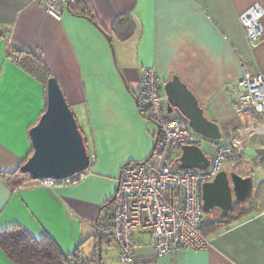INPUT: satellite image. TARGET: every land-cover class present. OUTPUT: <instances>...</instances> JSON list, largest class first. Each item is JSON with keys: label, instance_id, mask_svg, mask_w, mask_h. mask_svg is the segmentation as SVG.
Returning <instances> with one entry per match:
<instances>
[{"label": "crops", "instance_id": "crops-1", "mask_svg": "<svg viewBox=\"0 0 264 264\" xmlns=\"http://www.w3.org/2000/svg\"><path fill=\"white\" fill-rule=\"evenodd\" d=\"M89 1L108 36L66 9L56 19L36 0H0V229L47 234L65 254L78 248L89 264L118 262L103 216L121 167L146 161L153 150L157 125L139 111L136 96L142 68L152 66L161 85L174 75L190 90L217 125V143L241 148L221 170L250 177L252 188L244 201L233 199L239 219L207 233L205 248L156 256L149 234L135 232L134 264H264V133L254 114L235 106L243 68L264 73V42L247 41L239 15L255 2L264 10V0ZM123 14L132 24L126 40L111 30ZM12 46L37 51L57 79L90 157L82 180L19 188L2 177L31 154L28 130L46 104L42 83L6 56ZM212 141L199 144L209 160ZM220 216L218 208L206 213ZM0 264L14 263L0 250Z\"/></svg>", "mask_w": 264, "mask_h": 264}, {"label": "built area", "instance_id": "built-area-1", "mask_svg": "<svg viewBox=\"0 0 264 264\" xmlns=\"http://www.w3.org/2000/svg\"><path fill=\"white\" fill-rule=\"evenodd\" d=\"M63 0H36L52 17L59 19ZM264 10L253 3L239 15V23L247 41L264 42L262 16ZM235 89V106L243 114H254L257 132L264 133V73L250 74L243 68ZM137 103L157 125L152 154L147 161L124 164L117 178L114 198L104 213V223L118 249V259L134 264V233L146 232L156 256L173 254L179 249H202L208 239L199 225L203 216L201 186L221 171L223 163L240 154L238 145H221L212 141L214 152L205 170L181 169L175 159L182 145H199L205 137L195 133L187 119L176 109L168 112L166 97L154 67H144L136 89ZM87 169L63 179H30L18 187H51L82 180Z\"/></svg>", "mask_w": 264, "mask_h": 264}, {"label": "water", "instance_id": "water-1", "mask_svg": "<svg viewBox=\"0 0 264 264\" xmlns=\"http://www.w3.org/2000/svg\"><path fill=\"white\" fill-rule=\"evenodd\" d=\"M162 89L168 112L176 109L187 119L195 133L212 140L220 138L217 125L204 116L194 95L176 76L164 81ZM45 100L44 111L28 130L32 152L20 166V171L28 173L31 179L60 180L86 170L90 157L77 121L54 76L46 81ZM175 163L181 169L205 170L209 159L199 145H182ZM251 188L250 177L221 170L201 186L202 209L209 213L218 208L221 215H227L233 199L236 202L244 201L250 195ZM97 254L100 256L99 246Z\"/></svg>", "mask_w": 264, "mask_h": 264}, {"label": "trees", "instance_id": "trees-1", "mask_svg": "<svg viewBox=\"0 0 264 264\" xmlns=\"http://www.w3.org/2000/svg\"><path fill=\"white\" fill-rule=\"evenodd\" d=\"M62 5L70 13L90 19L104 32L105 36H108L107 31L96 21L89 0H63ZM111 30L119 39L126 40L132 32L131 18L126 14L119 15L113 21ZM6 56L17 67L40 81L45 90L46 81L51 74L44 59L37 51L20 46H12L6 51ZM138 107L139 111L145 115L144 112L146 110L139 104ZM20 166L12 172L2 174V177L9 185L16 187L31 179L28 173L20 171ZM109 202L111 203V200ZM234 210L235 207L233 208L232 206L228 214L221 215L218 221L207 218L206 213L203 211L202 220L198 228L199 233L206 237L207 233L238 220L240 214L232 215ZM0 250L14 264H89L84 260L78 248L70 254H65L49 235L44 234L37 239L18 225L0 229Z\"/></svg>", "mask_w": 264, "mask_h": 264}, {"label": "rangeland", "instance_id": "rangeland-1", "mask_svg": "<svg viewBox=\"0 0 264 264\" xmlns=\"http://www.w3.org/2000/svg\"><path fill=\"white\" fill-rule=\"evenodd\" d=\"M101 258L104 260L103 253H101ZM117 261H118V262H116V263H112V264H124V263L120 262L119 259H118V249H117Z\"/></svg>", "mask_w": 264, "mask_h": 264}]
</instances>
